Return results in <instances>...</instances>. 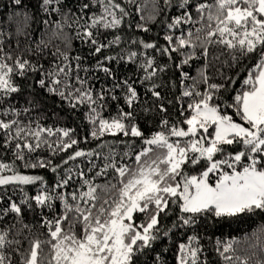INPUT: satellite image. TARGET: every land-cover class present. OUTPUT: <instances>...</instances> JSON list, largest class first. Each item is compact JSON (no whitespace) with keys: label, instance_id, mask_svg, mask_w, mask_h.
<instances>
[{"label":"snow or ice","instance_id":"snow-or-ice-1","mask_svg":"<svg viewBox=\"0 0 264 264\" xmlns=\"http://www.w3.org/2000/svg\"><path fill=\"white\" fill-rule=\"evenodd\" d=\"M135 2L128 0L129 4ZM11 3L17 8L24 7L23 0H11ZM164 3L173 7V0ZM53 4L60 7L50 8ZM41 6L45 11L59 12L63 26L76 25L82 29L76 32V38L93 45V55L121 43L119 35L107 44L100 43L99 30L118 29L130 15L118 0L81 2L80 16L71 8L64 11L61 0H42ZM92 6L97 11L91 12ZM175 6L181 10L180 14L170 23H162L169 30L191 25L186 32L165 35L166 47L132 41L166 55L170 61L176 59L173 53L182 57L175 64L182 86L177 102L183 101L179 103L178 118L174 122L162 119L158 130L149 135L136 121L139 96L133 86L135 81L124 79L107 90L112 101L119 102L122 98L129 110L121 108L115 115L103 117L101 110L108 106L106 94L102 91L94 96L87 81L80 77L79 72L88 69H81V57H70V41L62 32L55 35L63 37L64 47L55 46L48 68L39 59L34 63L26 58L25 53H32L31 48L14 55L13 51H5L0 41V108L9 103L7 98L20 91L15 83L17 76L26 78L30 73H39L41 78L36 83L41 88L68 100L72 108L83 105L88 109L86 118L92 139L101 141L108 136L118 141L100 143L98 150H75L63 164L86 158L90 167L87 172L80 165H76V172L66 169L54 185L46 184L41 175H23L14 164L0 162V173L12 172L0 174V186H40L34 196L25 195L20 203L10 202L7 208L0 209V264H138L139 255L152 249L161 234L168 236L172 229L192 227L201 217L264 212V0H176ZM140 11L137 6V12ZM163 11L154 6L148 17L141 16V20H154ZM22 20L27 22L26 14ZM136 27L145 32L150 30L145 23ZM56 28H62L60 22H56ZM50 43L41 40L43 48L37 45L34 54L45 56L44 49ZM137 55L129 52L127 59L133 60ZM224 55L228 57L224 63L229 67L254 61L250 66L244 65L247 74L227 101L221 93L236 84V79L225 76L227 84L215 83L208 74ZM197 58L204 63L198 74L192 76L184 71V66ZM72 59L76 61L75 67ZM116 59V56L104 57L106 61ZM96 68L112 74L103 61H97ZM140 68L145 73L141 83L151 82L148 90L158 100L162 99L160 85L154 78L158 72L166 71L167 66L162 67L154 57H147ZM117 89L123 93L122 97L115 95ZM159 110L167 113L163 104ZM24 113L10 106L0 111V116L19 117ZM73 132L65 128L54 131L38 123L33 127L32 123L19 119H0L3 146L13 151L24 168H51L57 172L60 164L53 165L50 159L33 160L31 154L44 145L53 153L72 149L79 144ZM58 133L60 137L54 148L48 137ZM93 158L102 160V165ZM33 201L52 215L44 216L41 212L39 225L44 231L23 236L24 230L32 229L23 223L24 206L32 209ZM57 203L62 206L59 211ZM174 210L176 220L171 228L165 229L164 221ZM9 213L15 214L13 223L4 228V218ZM240 245L241 241L235 238L226 242L217 240L216 251L224 264H264V243H251L243 248ZM201 252L199 237L188 236L186 243L178 244L177 264H204Z\"/></svg>","mask_w":264,"mask_h":264},{"label":"trees","instance_id":"trees-1","mask_svg":"<svg viewBox=\"0 0 264 264\" xmlns=\"http://www.w3.org/2000/svg\"><path fill=\"white\" fill-rule=\"evenodd\" d=\"M24 7L17 8L11 3V0H0V41H3L5 51H13L14 55H18L24 52L25 48H31L32 53H25L26 58L31 59L34 63L39 59L45 68L50 66L49 62L53 59L51 52L55 50V46H59L63 49L62 43L63 37H57L55 33L62 32L70 41V47L68 49L70 57H81V69L87 68L88 71L81 70L79 75L82 79H85L88 85L93 90V95L96 96L102 91L106 94L107 108L101 110V115L105 118H109L110 115H115L116 112L123 108L125 111L129 109L124 104V100L121 98L119 102L112 101L110 94L107 90L112 88L115 83L122 82L124 79H129L130 82L135 81L134 87L138 92V100L136 102L135 115L136 121L145 131L146 135L158 130L157 125L164 118L170 121H175L178 118L177 97L180 96L182 86L180 85V73L176 69L175 64L180 63L182 57L178 53L172 55L176 57L175 61H170L168 57L162 56L159 52L153 49H144L139 43H133L132 41H144L148 43H155L158 47H166L167 42L164 40V36L167 34H173L178 36L181 31H187L191 25H181L177 29L169 30L166 27L167 22L170 23L172 18L180 14V9L176 5V0H173V7L169 8L165 5L164 0H136L134 4H129L128 0H118L122 6L126 7L130 15L125 18L124 22L118 29L106 30L101 28L97 39L100 43L107 44L109 40H112L114 36L119 35L121 37V43L118 45H112L109 48L102 49L98 54L93 55L94 46L84 40L76 38V32L82 31L78 26L73 25L69 28L63 26V17L59 12L45 11L42 5V0H23ZM81 2H88V0H61L63 10L67 11L71 8L72 12L80 16L78 11ZM137 6L142 11L137 12ZM158 9L163 8L164 11L160 12L154 20L142 21L141 16L148 17L153 7ZM51 7H60V5L53 4ZM97 11L95 6L91 7V12ZM91 12L88 15H91ZM27 15V22H23L22 17ZM88 15L84 16V20L88 19ZM81 20V23L84 22ZM48 21V23H44ZM56 22H60L61 29L56 28ZM90 22V21H89ZM139 23H145V26L150 30L145 32L141 28H137ZM131 25V27H129ZM95 32L96 30L93 29ZM24 34H18V33ZM41 40L45 42L50 41L48 48L44 49L45 56H37V45L43 48L40 44ZM19 44V48L16 45ZM137 52V57L133 60H128L127 56L129 52ZM216 54H219L217 52ZM105 56H116V60L106 61ZM124 57V59H120ZM147 57H154L156 64L160 66H167L166 71L158 72L154 78L155 83L160 85L159 91L162 99H157L152 96L148 90L151 86V82L146 81L141 83V77L144 76L143 70L140 68V64L144 62ZM228 57L226 55L221 56V61H217L209 69L208 74L211 76V82L215 83H228L224 80L225 76L233 77L236 79V84L228 87L227 91H222L221 95L227 101L233 94L234 88H239L240 83L245 78L247 72L244 65H252L253 60L242 61L241 65H234L229 67L227 63ZM97 61H103V66L108 67L111 70V75L104 73L102 70L96 68ZM204 61L201 58L194 59L189 65L184 66V71L189 72L192 76L198 74V70L203 65ZM76 61L72 59V65L75 67ZM41 78L39 73H30L28 77L15 78L16 85L20 88V91L11 95L9 103L4 104L0 111L14 106L18 111L24 113V109H28L27 113L17 117L10 115L8 117L0 116V119H19L25 123H32L33 127H36L38 123L40 126L46 128H52L54 131L57 128L73 129V138L79 140V144L73 146L65 152L53 153L46 145L42 146L36 153L31 154L32 159L36 158L42 160L50 159L55 164H60L61 167L57 172H53L51 168L47 169H31L24 168L22 162L15 159L14 153L11 149L3 146V136L0 134V162L14 164L17 171L23 175H41L44 177L46 184L54 185V183L65 175V170L72 168L73 172L78 171L76 165H80L85 172H87L88 165L86 158H77L75 161H69L68 164H63V160L75 150L92 151L98 150L97 145L103 142L118 143L113 137H104L101 141H97L91 138L89 135L90 124L86 118L88 109L83 105H78L76 108L71 107V103L62 99L58 94L49 92L47 88H41L36 81ZM191 83V81H186ZM79 87V85H76ZM201 91L204 90L202 86ZM115 95L122 97L123 93L117 89ZM230 102V101H229ZM163 104L167 108V113L159 110V105ZM46 136V133L44 134ZM60 134L48 137L50 143H53V147H56V142ZM87 137V142H85ZM67 139V138H64ZM126 139V138H125ZM138 143V141H137ZM119 150H123L121 147ZM95 159L98 165H102V160ZM12 173L5 171L0 174ZM91 175V174H89ZM78 179V177H77ZM39 185H20L17 188L13 186H0V209L7 208L10 202L20 203L21 199L26 196H34ZM23 189V191H21ZM62 206L57 203V210ZM41 212L44 216H51L52 213L47 209H41L32 202V209L24 206L23 223L32 226L31 232L27 229L24 230L23 236H31L33 234L39 235L43 229L40 228L39 221L41 220ZM14 213H9L4 218V224L2 227L7 228L8 224L13 223ZM176 220V211L174 210L164 221L166 228H171L172 223ZM19 227V225H17ZM191 235H197L199 237V245L202 249L200 258L204 261V264H224L223 258L216 251L217 240L229 241L230 239H238L241 241V247H247L251 243H264V212L257 210L255 213L241 214L235 217H201L197 220V224L192 227H186L184 229H172L168 236L161 234L160 238L154 242L153 248L147 250L146 254H140L138 264H177L178 256V244L181 242H187V237ZM257 237L260 240H257ZM43 238V237H42ZM27 241H24V247H27ZM159 256L157 260L156 257ZM14 261L17 259L13 258Z\"/></svg>","mask_w":264,"mask_h":264},{"label":"rangeland","instance_id":"rangeland-1","mask_svg":"<svg viewBox=\"0 0 264 264\" xmlns=\"http://www.w3.org/2000/svg\"><path fill=\"white\" fill-rule=\"evenodd\" d=\"M12 173H6V174H2V175H11Z\"/></svg>","mask_w":264,"mask_h":264}]
</instances>
